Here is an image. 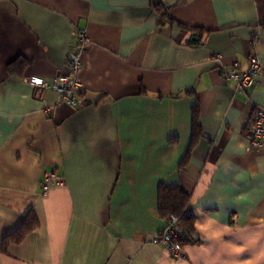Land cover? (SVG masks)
Returning a JSON list of instances; mask_svg holds the SVG:
<instances>
[{
  "label": "crops",
  "instance_id": "0c3cea01",
  "mask_svg": "<svg viewBox=\"0 0 264 264\" xmlns=\"http://www.w3.org/2000/svg\"><path fill=\"white\" fill-rule=\"evenodd\" d=\"M160 1L0 0V264H264V146L248 138L264 0ZM78 31L81 105L34 98L28 79L65 72ZM252 54L263 70L240 92L219 64ZM160 183L190 195L183 258L150 242ZM30 208L38 226L3 251Z\"/></svg>",
  "mask_w": 264,
  "mask_h": 264
},
{
  "label": "built area",
  "instance_id": "2783aa9c",
  "mask_svg": "<svg viewBox=\"0 0 264 264\" xmlns=\"http://www.w3.org/2000/svg\"><path fill=\"white\" fill-rule=\"evenodd\" d=\"M87 38L84 32L78 31L76 42L69 48L66 54V70L58 74L51 83H47L40 77H30L28 82L34 88V98L41 99L43 93L51 89L59 94V102L78 108L81 105L79 90L81 82L78 72L81 66V55ZM215 60H222L221 54H215ZM263 70V65L257 55L252 54L247 58V67L240 70L239 63L234 61L230 66L219 64V71L225 80H234L237 89L244 92L250 89L255 77ZM51 107H47L46 111H50ZM250 150L257 151L264 146V108H257L250 119V130L248 134ZM48 178L44 180L42 186L47 185ZM188 237V236H187ZM178 225L177 216L171 214L166 220V226L159 231L150 240L153 244L163 245L167 253L173 258H183L185 239H188Z\"/></svg>",
  "mask_w": 264,
  "mask_h": 264
},
{
  "label": "trees",
  "instance_id": "16d2710c",
  "mask_svg": "<svg viewBox=\"0 0 264 264\" xmlns=\"http://www.w3.org/2000/svg\"><path fill=\"white\" fill-rule=\"evenodd\" d=\"M157 6H161L162 2L158 0ZM17 59V58H16ZM24 60H12L8 63V71L13 73L17 66L24 65ZM196 114H193V135L194 138L196 134ZM158 198V212L166 220L169 215L174 214L177 216L178 225L181 227L183 233L188 239L183 241L184 244L195 243L196 239L193 236L194 232V221L195 218L191 213L190 195L184 192L178 185H170L165 183H160L157 191ZM38 226V220L34 214L32 208H30L21 225L13 231L11 234L7 235L2 241V250L4 251L6 245L9 242H20L26 233L32 231Z\"/></svg>",
  "mask_w": 264,
  "mask_h": 264
}]
</instances>
